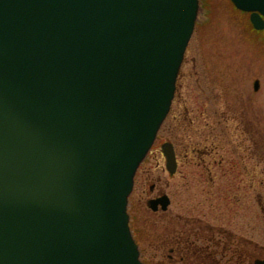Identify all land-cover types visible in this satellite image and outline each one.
<instances>
[{"label": "water", "instance_id": "water-1", "mask_svg": "<svg viewBox=\"0 0 264 264\" xmlns=\"http://www.w3.org/2000/svg\"><path fill=\"white\" fill-rule=\"evenodd\" d=\"M230 2L264 29V0ZM197 12L198 0H0V264H143L128 197ZM161 153L174 174L172 144Z\"/></svg>", "mask_w": 264, "mask_h": 264}, {"label": "rangeland", "instance_id": "rangeland-1", "mask_svg": "<svg viewBox=\"0 0 264 264\" xmlns=\"http://www.w3.org/2000/svg\"><path fill=\"white\" fill-rule=\"evenodd\" d=\"M165 142L179 151L172 176L161 153ZM159 192L173 202L168 216L147 208ZM194 202H248L244 222L212 223L264 245V211L256 207L264 204V29L255 30L230 0H198L169 110L135 172L127 213L143 264L168 255L160 240L179 224L174 214Z\"/></svg>", "mask_w": 264, "mask_h": 264}, {"label": "flooded vegetation", "instance_id": "flooded-vegetation-1", "mask_svg": "<svg viewBox=\"0 0 264 264\" xmlns=\"http://www.w3.org/2000/svg\"><path fill=\"white\" fill-rule=\"evenodd\" d=\"M172 146L178 164L179 151L174 143ZM154 188L152 186L150 190L153 191ZM161 195L166 193L159 192L154 198ZM247 203L201 202L197 204L194 202L184 205L182 210L184 214H174V218L179 221L177 227L170 229L163 243L160 240L159 244L164 246L166 243L169 247L168 255L160 259L157 264H254L257 260H263L264 254L254 255L253 252L264 250V245L258 246L256 242L251 241L246 236V232L236 233L228 226L213 224L215 221L216 223L230 222L235 217L238 222L243 221L239 217L248 218L250 205ZM172 206L173 202L168 197L165 209H162L160 204L156 205L155 210L150 209L148 205L147 208L152 215L160 212L164 217L170 215ZM256 207H259V212L264 211L262 202H256ZM194 211H199L200 214H194Z\"/></svg>", "mask_w": 264, "mask_h": 264}]
</instances>
